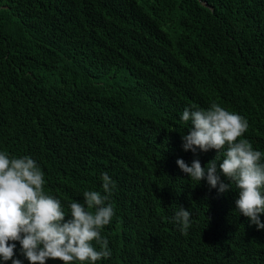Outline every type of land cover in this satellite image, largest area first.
<instances>
[{
	"label": "trees",
	"instance_id": "obj_1",
	"mask_svg": "<svg viewBox=\"0 0 264 264\" xmlns=\"http://www.w3.org/2000/svg\"><path fill=\"white\" fill-rule=\"evenodd\" d=\"M213 102L264 152V0H0V151L35 159L66 214L109 174L98 264H264L235 186L218 194L176 164L215 157L183 150L180 119Z\"/></svg>",
	"mask_w": 264,
	"mask_h": 264
},
{
	"label": "clouds",
	"instance_id": "obj_2",
	"mask_svg": "<svg viewBox=\"0 0 264 264\" xmlns=\"http://www.w3.org/2000/svg\"><path fill=\"white\" fill-rule=\"evenodd\" d=\"M180 119L190 124L181 136L183 150H215L216 155L205 166L199 159L190 165L177 159L179 169L191 180L206 181L218 194L235 186V210L257 230L264 229V152L244 138L248 120L215 102L207 109L186 107ZM101 180L102 191H84L83 203L70 202L66 214L61 200L46 192L35 159L0 151V264H98L110 258L102 231L115 216L109 201L116 185L107 172ZM191 215L181 206L173 217L183 233L191 226ZM17 243L23 259L16 254Z\"/></svg>",
	"mask_w": 264,
	"mask_h": 264
}]
</instances>
